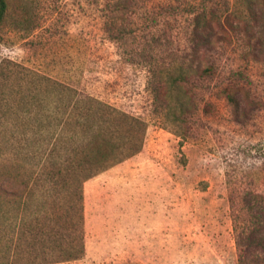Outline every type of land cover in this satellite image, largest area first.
Returning a JSON list of instances; mask_svg holds the SVG:
<instances>
[{"label":"rangeland","instance_id":"obj_1","mask_svg":"<svg viewBox=\"0 0 264 264\" xmlns=\"http://www.w3.org/2000/svg\"><path fill=\"white\" fill-rule=\"evenodd\" d=\"M5 2L0 184L113 143L82 254L33 264H264V0Z\"/></svg>","mask_w":264,"mask_h":264},{"label":"trees","instance_id":"obj_2","mask_svg":"<svg viewBox=\"0 0 264 264\" xmlns=\"http://www.w3.org/2000/svg\"><path fill=\"white\" fill-rule=\"evenodd\" d=\"M5 9V0H0V21ZM102 136L99 132L94 133L89 154L71 160L64 172L59 169L40 172L35 177L33 172L26 175L18 173L11 177L16 184L14 189H6L0 184V259L3 258L0 264H16L23 259L26 260L24 264L44 262L50 258L68 260L82 254L80 183L112 160L109 152L113 150V143L107 138L100 140V137L104 138ZM82 167H86V173L71 170ZM67 188L71 189L68 191ZM65 194L66 199L62 200ZM50 196L57 200L52 204L54 212L56 210L55 218L66 223L64 226L60 224L59 228L45 224L52 217L51 211L47 210V198Z\"/></svg>","mask_w":264,"mask_h":264}]
</instances>
